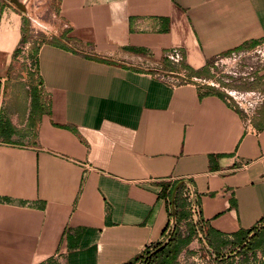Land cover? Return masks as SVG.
<instances>
[{
  "label": "crops",
  "instance_id": "1",
  "mask_svg": "<svg viewBox=\"0 0 264 264\" xmlns=\"http://www.w3.org/2000/svg\"><path fill=\"white\" fill-rule=\"evenodd\" d=\"M57 17L21 133L2 101L24 23L0 14V264H140L171 221L168 180L193 182L207 227L258 224L264 102L247 118L222 91L158 72L175 49L203 70L253 48L264 0H60Z\"/></svg>",
  "mask_w": 264,
  "mask_h": 264
},
{
  "label": "rangeland",
  "instance_id": "2",
  "mask_svg": "<svg viewBox=\"0 0 264 264\" xmlns=\"http://www.w3.org/2000/svg\"><path fill=\"white\" fill-rule=\"evenodd\" d=\"M20 1L24 4V8H20L12 0H0V14L5 9L11 8L22 16L24 23L25 40L18 48L19 52L13 64V76L9 86L6 87L2 101V106L7 110L9 116L15 119L17 130L22 133L23 128L26 127L24 123L30 105V94L33 86L38 84V71L31 69L30 62L35 66L31 56L35 49L39 48L40 50V47L54 35L55 25L59 22L57 16L60 0ZM23 47L26 48V54H23ZM185 66L184 62L174 65L165 64L164 69L168 70L169 73L164 75L166 78L168 76L173 78L174 76L179 77L181 80H189L191 73ZM263 71L264 46L251 52L246 51L227 55L226 58L213 61L204 74L194 77L201 79L200 82L196 83L205 85L211 83V86L226 95L228 94L227 90L257 91L259 95H264ZM158 73L160 76L163 75V73ZM257 110L258 108L253 110L255 113L251 117L256 115ZM245 116L250 118L247 115ZM30 131L34 132V130ZM184 230L186 231V226ZM206 231L207 229L200 232L193 243L183 251L179 258L181 262L184 264H264L263 253H259L257 259L251 255L249 261L246 262L247 258L242 252V247L233 245L216 251L218 256L214 258L208 249L209 243L206 242Z\"/></svg>",
  "mask_w": 264,
  "mask_h": 264
},
{
  "label": "trees",
  "instance_id": "3",
  "mask_svg": "<svg viewBox=\"0 0 264 264\" xmlns=\"http://www.w3.org/2000/svg\"><path fill=\"white\" fill-rule=\"evenodd\" d=\"M24 40L25 38L23 37V41ZM259 42L260 41H254L252 47H255ZM18 52L19 49L17 50V53ZM31 58L34 65L37 66L39 63V48L33 51ZM213 61L214 60L210 61L209 64ZM185 67L189 69L191 73L189 80L192 79V76H201L208 68L196 70L188 65ZM206 86L215 88L211 85ZM41 90L42 89H39L37 85L33 86L32 94L35 100L40 96ZM43 109V106L40 104L35 103L33 105V113H37ZM177 187L178 189L176 190ZM190 187L193 188V182L187 179L168 180L164 183L162 196L169 201L171 207V221L163 234V241L148 246L137 258L140 264H184L179 259L181 254L193 243L197 235L200 234V232H204L205 229H207L205 237L207 240L206 242L209 243L208 249L214 258L218 256L216 251L229 245L242 247V252H244L247 258L246 262L249 261L251 255L257 259L259 253L264 254V217L258 224L249 229L243 228L231 234L216 231L211 227H207L201 210H199V216L195 219L194 212L192 208L189 207L188 198L185 196V192L188 191ZM194 194L195 195L191 197V202L196 205L199 203L198 194L195 189ZM184 224L186 226V231L184 230ZM46 264H57V261L55 259L50 260Z\"/></svg>",
  "mask_w": 264,
  "mask_h": 264
},
{
  "label": "built area",
  "instance_id": "4",
  "mask_svg": "<svg viewBox=\"0 0 264 264\" xmlns=\"http://www.w3.org/2000/svg\"><path fill=\"white\" fill-rule=\"evenodd\" d=\"M264 46V39H262L255 47L251 48V49H245L242 51H236V52H232L230 54L227 55H234L240 52H251L253 50H256L260 47ZM28 47V46H27ZM23 54H26V48L23 47ZM227 55H221L218 56L214 61H218L219 59H223L226 58ZM168 58L174 63V64H180L184 61L183 55L181 53L180 50H174L172 52L169 53ZM30 61V60H29ZM31 65V69L33 71L37 70L35 68H37L36 66H33L32 63L30 62ZM160 79H162L163 81L176 86V85H181V84H185V83H193V84H198V85H205V84H201V83H196V82H200L201 79L197 78V77H193L192 80H181L179 77H174L171 78L170 76H168L167 78L165 77V75L159 76ZM208 85H211V83H209ZM227 100L228 102L235 108L240 109L243 111L244 115H247L248 117L252 118L251 115L255 113V111H253L254 109L259 108V106L264 102V95H259V92L257 91H229L227 90ZM250 111H252L250 113ZM194 189L192 187H190V189L188 191L185 192V196L188 198V202H189V207L192 208L193 212H194V217L197 218L199 216V207H197L196 205H194L191 202V197L194 196ZM60 263V262H59Z\"/></svg>",
  "mask_w": 264,
  "mask_h": 264
},
{
  "label": "water",
  "instance_id": "5",
  "mask_svg": "<svg viewBox=\"0 0 264 264\" xmlns=\"http://www.w3.org/2000/svg\"><path fill=\"white\" fill-rule=\"evenodd\" d=\"M17 6H19L20 8H24V4L20 1V0H12ZM178 189V187L176 188V190ZM175 190V191H176Z\"/></svg>",
  "mask_w": 264,
  "mask_h": 264
}]
</instances>
